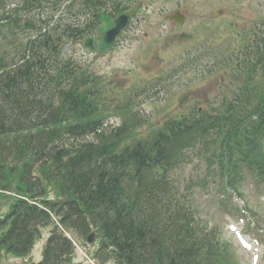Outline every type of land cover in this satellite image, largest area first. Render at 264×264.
Listing matches in <instances>:
<instances>
[{"label":"trees","instance_id":"16d2710c","mask_svg":"<svg viewBox=\"0 0 264 264\" xmlns=\"http://www.w3.org/2000/svg\"><path fill=\"white\" fill-rule=\"evenodd\" d=\"M65 1L72 0L54 3ZM79 1L86 8L100 3ZM33 4L40 5L38 0H24L22 11H29ZM17 11L4 17L6 22L0 25L11 35L20 29ZM262 26L261 34L254 35L255 50L262 48L256 53L260 58H264V23ZM80 33L67 28L63 34L78 39ZM44 36L40 46L28 39L18 53L0 45V181L6 182L9 190L12 180L13 191L35 203L16 200L9 216L11 228L1 236L0 249L25 254L39 227L52 225V215L75 240H81L90 227L97 228L103 249L111 248L110 255L118 264H211L215 257L218 259L220 244L211 236L205 241L195 238V230L188 229L194 220L184 215L183 226L164 228L153 214L144 213L139 195L147 189L145 174L156 177L177 168L179 152L193 147L202 127L207 128V136H215L207 144L202 142V150L212 151L213 160L232 184L237 185L240 177L239 162L262 178L264 153L259 133L264 130V89L253 96L247 77L240 90L246 99L237 100V106L230 104L222 115L203 114L201 120L192 123L164 124L156 133V151L152 146L141 147L144 141H131L136 129L148 123L136 101L116 104L112 116L121 120L120 125L108 126L111 116L103 107L105 97L102 92L94 94V84L89 86L94 75L69 60L61 67L48 65L43 55L57 49L60 38ZM243 51V56L252 53L249 47ZM245 58L239 61L236 57L235 61L245 64ZM215 63L221 69L228 64L218 59ZM53 84L72 88L59 90L55 103L54 94L47 93ZM252 115L257 121L251 120ZM152 182L156 191L166 189L156 178ZM46 188L57 195L55 200L45 202ZM170 191L153 196V207H160L165 192ZM175 204L182 212V206ZM61 246L71 249L67 240L54 234L46 246L43 264H60L55 254L63 251Z\"/></svg>","mask_w":264,"mask_h":264},{"label":"rangeland","instance_id":"374dc122","mask_svg":"<svg viewBox=\"0 0 264 264\" xmlns=\"http://www.w3.org/2000/svg\"><path fill=\"white\" fill-rule=\"evenodd\" d=\"M146 5L144 4V12L140 16L143 20L138 26H131L130 31L123 36L124 38L109 56L95 59L93 56L84 54L79 46H74L73 50L67 49L74 52L73 56L83 66L90 65L96 73L103 75L110 85L108 89H114L117 93H123L133 85L143 86L144 89L147 83L160 77V83H163L166 93L154 95L148 92L145 93L144 99L142 97L138 99L140 102L145 100L142 106L144 113L151 110L155 112L151 116L155 122L159 120V116L168 117L173 111L180 113L194 103H198L200 111L209 109L212 106V99L215 96L220 97L218 91L227 86V83L221 79V73L216 72H213L212 77L200 81L194 69L199 72H203L205 67L209 69L215 64V50H226L228 46L232 47L230 49L238 47L245 35L248 38L250 33L259 30L264 17V0H154L147 9ZM175 8H178L186 18L185 23L176 28L164 21L165 16L170 15ZM2 34L5 36L6 32ZM136 38V42H131V39ZM225 55H228L227 51ZM200 56L205 58L201 65L190 67L185 77L179 78L176 75L168 80L173 68L176 69L178 66L191 62L192 58ZM138 77H141V85L136 84L139 82L136 80ZM110 92L113 96V91ZM121 99L118 95V100ZM116 101L115 99L107 104L105 112L109 116L112 115L111 107ZM110 123L118 124V120L112 118ZM160 123L161 120L158 121V124ZM189 162L191 165L184 169V176L201 171L192 169L194 165H201V161L191 159ZM216 182L214 184L217 188ZM14 184L15 182L11 180L10 191H13ZM46 191V196L57 198L53 191L49 189ZM210 193L212 198H208L207 201L199 200V203H204L201 205L203 218L210 220L207 222L206 230L217 229L220 232L221 240L226 246L224 251L228 252V260L233 264H264V203L262 201L264 188L258 190L252 180L246 179L241 193L246 204L257 212L253 214L252 224L255 223L259 229H263L260 236L253 231H248L245 222L240 221V217L235 219L230 215L226 216L225 208L216 205L222 195L213 191ZM14 202L15 200L7 198L0 200V219L9 209V204ZM234 204L238 208L242 206L240 202H234ZM230 224H234V228L241 231L248 240L249 251L238 246L234 235L226 228ZM47 229L50 231L51 228ZM48 231L41 232L45 239L48 237ZM43 243L44 241L39 244L36 242L31 252L22 259L7 255L5 252L0 253V264H37L41 257ZM86 246L84 247L90 253L97 247L95 244ZM77 252V261L85 264L86 259L79 251ZM255 257L257 263L252 262V258Z\"/></svg>","mask_w":264,"mask_h":264},{"label":"water","instance_id":"95a60500","mask_svg":"<svg viewBox=\"0 0 264 264\" xmlns=\"http://www.w3.org/2000/svg\"><path fill=\"white\" fill-rule=\"evenodd\" d=\"M139 8L132 10L128 14H123L115 21V29L103 34L97 41L86 39L84 50L87 52H96L98 56L107 52L108 48L111 47L115 41V38L119 36L121 31L125 29L126 25L130 22L131 18L135 16ZM173 18H176L174 16ZM180 22V19L176 20V23ZM93 43L96 44V48L93 47Z\"/></svg>","mask_w":264,"mask_h":264}]
</instances>
